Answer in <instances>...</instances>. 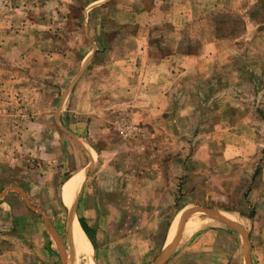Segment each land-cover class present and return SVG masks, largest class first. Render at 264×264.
<instances>
[{"label": "rangeland", "instance_id": "rangeland-1", "mask_svg": "<svg viewBox=\"0 0 264 264\" xmlns=\"http://www.w3.org/2000/svg\"><path fill=\"white\" fill-rule=\"evenodd\" d=\"M192 2L194 14L182 17L181 33H175L169 21L150 27L152 54L174 51V42L181 35L177 51L181 58L204 54L206 43H215L216 55L208 62L199 60L196 77L187 78L180 104L167 114L171 120H181L182 125H171L164 136V128L138 122L143 125L145 136L131 139L140 143L130 144L124 163L128 170L138 173L147 171L152 160L160 162L163 170H170L174 205L126 208L133 221L114 207L99 209L103 217L99 223L92 222L94 243L90 239L95 264H264V0ZM87 3L81 0L74 4L75 22L80 26L90 22L103 24L111 29V42L119 41L116 51L124 54L129 51L124 39L130 34L138 35L139 27L128 26L127 19L115 15L114 4L94 11L90 18L89 9L94 5ZM146 33L140 31V36ZM96 52L93 50L87 60L70 72L75 80L92 67L89 61ZM1 67L8 74L17 69L0 55ZM67 87L49 92L42 105L64 102ZM17 114L30 118L33 113L22 107ZM112 157L106 156L103 168L111 166ZM18 175L17 169L0 175L3 176L0 189L8 188L7 199L15 206L11 215L22 218L0 228V233L8 232L10 227L11 233H15V240L0 238V264H89L88 257L81 255L78 260L73 251L76 245L80 248L85 245L81 239H76V244L72 238L69 218H92L95 212L63 207L58 197L53 199L58 204L56 208L26 205L13 190ZM26 177L27 181L35 180L29 174ZM32 194L30 205L52 202L50 193L46 196L39 188L33 189ZM207 210L220 217H223L220 213L232 214L235 222L228 221L237 227L223 223ZM184 211H188L186 223L179 228ZM178 215V223L172 226ZM193 217L200 219L199 226L187 233ZM175 239L171 254L159 263ZM10 248L16 249L11 254L19 257L20 262L17 257L4 255Z\"/></svg>", "mask_w": 264, "mask_h": 264}, {"label": "crops", "instance_id": "crops-1", "mask_svg": "<svg viewBox=\"0 0 264 264\" xmlns=\"http://www.w3.org/2000/svg\"><path fill=\"white\" fill-rule=\"evenodd\" d=\"M76 1L81 0H0V55L17 67L13 74L0 68V175L17 169L18 182L13 190L26 205L56 208L53 199L58 197L63 207L91 209L96 215L84 220L95 230L92 222H100L103 215L99 209L103 207L119 209L133 221L126 208L174 205L173 175L163 170L160 162L152 160L145 172L126 168L130 144L140 141L122 136L117 125L123 119L146 122L151 128H164L163 135L171 125L180 127L181 120H171L167 114L180 104L186 80L196 77L199 60L211 61L217 49L215 43H206L204 54L181 58L177 51L182 36L178 35L174 51L152 54L150 27L169 21L175 33H181L182 17L194 14L192 1L196 0H116L115 4L111 0H86L87 6L94 5L88 8V17L114 4L115 15L127 19L128 26L139 27L138 35L124 39L130 48L125 54L116 51L119 41L109 39L111 29L103 24L80 26L75 22L72 10ZM140 31L147 32L146 36H140ZM93 50L97 52L88 59L92 67L75 80L70 72ZM65 86L64 102L42 105L45 95ZM22 107L33 113L32 117L17 114ZM109 155L113 156L109 158L111 166L103 168ZM28 174L35 180L27 181ZM98 175L107 178L101 180ZM38 188L46 196L50 193L52 202L28 204L32 190ZM8 191L0 189V228L22 220L11 215L15 206L7 199ZM220 214L229 221L236 220L232 214ZM178 221L179 215L172 226ZM199 221L198 217L191 218L187 233L194 231ZM10 228L3 230L0 238L15 240ZM69 228L74 241L81 239L85 245L73 249L78 260L83 255L89 264H95L93 245L76 216L69 218ZM10 249L4 255L11 258L16 249Z\"/></svg>", "mask_w": 264, "mask_h": 264}, {"label": "built area", "instance_id": "built-area-1", "mask_svg": "<svg viewBox=\"0 0 264 264\" xmlns=\"http://www.w3.org/2000/svg\"><path fill=\"white\" fill-rule=\"evenodd\" d=\"M117 130L128 139L140 140L145 136L143 125L129 119L121 120L117 125Z\"/></svg>", "mask_w": 264, "mask_h": 264}, {"label": "water", "instance_id": "water-1", "mask_svg": "<svg viewBox=\"0 0 264 264\" xmlns=\"http://www.w3.org/2000/svg\"><path fill=\"white\" fill-rule=\"evenodd\" d=\"M208 213L214 215V216H217L219 217V219L221 220H226L224 219L223 217H220L219 215H217V213L213 212V211H210V210H207ZM187 214H188V211H184L183 212V215L181 216V219H180V223H179V228L181 227V225L184 223V220L185 218L187 217ZM230 225H232L233 227H237L235 226L234 224L230 223L228 220H226ZM178 238V237H176ZM176 244V239L175 241L169 246L166 248V250L163 252V255H162V259H160L159 263L163 262L172 252V249L174 248Z\"/></svg>", "mask_w": 264, "mask_h": 264}, {"label": "trees", "instance_id": "trees-1", "mask_svg": "<svg viewBox=\"0 0 264 264\" xmlns=\"http://www.w3.org/2000/svg\"><path fill=\"white\" fill-rule=\"evenodd\" d=\"M80 224L82 226V228L84 229V231L86 232V234L88 235V237L91 239V241H94L93 235H92V229L90 228V226L84 221L83 218L79 219ZM94 243V242H93Z\"/></svg>", "mask_w": 264, "mask_h": 264}]
</instances>
